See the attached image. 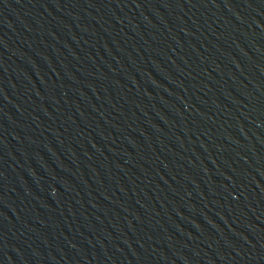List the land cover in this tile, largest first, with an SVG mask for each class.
I'll return each mask as SVG.
<instances>
[{
	"label": "water",
	"instance_id": "95a60500",
	"mask_svg": "<svg viewBox=\"0 0 264 264\" xmlns=\"http://www.w3.org/2000/svg\"><path fill=\"white\" fill-rule=\"evenodd\" d=\"M0 264H264V0H0Z\"/></svg>",
	"mask_w": 264,
	"mask_h": 264
}]
</instances>
